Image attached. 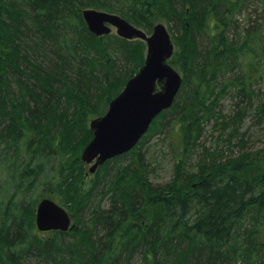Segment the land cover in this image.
Instances as JSON below:
<instances>
[{"label": "trees", "instance_id": "16d2710c", "mask_svg": "<svg viewBox=\"0 0 264 264\" xmlns=\"http://www.w3.org/2000/svg\"><path fill=\"white\" fill-rule=\"evenodd\" d=\"M246 1L0 0V150L13 156L16 173L34 160L38 168L58 169L63 196L52 198L79 218L90 209L86 221L43 239L34 204L27 194L18 197L8 219L0 216V264L31 257L37 264H264V153L224 159L225 151L200 152L195 165L182 160L173 183L156 184L143 152L168 115L179 120L190 151L229 88L251 101L248 84L260 73L258 35L248 31L242 42L232 36ZM88 7L148 31L157 18L167 21L178 45L171 62L184 82L139 144L101 165L84 191L90 174L80 153L93 138L88 118L106 112L146 55L141 39L92 33L82 13ZM240 59L247 74L230 76ZM255 108L262 122L264 98ZM224 117L217 120L222 136L241 144L246 110ZM43 174L33 173L37 180Z\"/></svg>", "mask_w": 264, "mask_h": 264}, {"label": "rangeland", "instance_id": "374dc122", "mask_svg": "<svg viewBox=\"0 0 264 264\" xmlns=\"http://www.w3.org/2000/svg\"><path fill=\"white\" fill-rule=\"evenodd\" d=\"M235 19L237 20L236 22L240 24L241 28L236 30L235 33L232 32L233 39L237 38L239 39L238 41L242 42L248 31L251 33V36L258 35L257 38H255V48L256 51L259 52V55L257 61L255 60V63L259 66L260 73H258V75L252 79V82L248 84L252 91V98H250L251 101L245 98L242 102L240 96L234 97L236 88H229V92H227L226 95L221 96L217 101L215 117L211 120L205 119L203 121L202 136L198 140L197 146L193 147L194 149L192 148L190 151L189 146L183 143V135L181 133L179 120H175L171 115H168L167 118L163 120L161 131L153 134L148 140H146L143 147L146 161L149 163V177L153 183H173L177 167H180L182 160L187 158L186 161H188V164L195 165L200 152H213L220 150L219 153H221V151L224 153L225 151L224 159L239 157L243 151L245 154L249 153L250 156H252V154L259 153V155H262L264 153V120H262V122L258 121L255 108L261 99L264 98V0L246 1L244 6L236 13ZM158 22H164L171 30V26L167 21L157 18L155 23ZM142 28L145 29L144 27ZM171 32L174 34L173 30ZM205 40H207L206 36ZM175 47L177 49L178 45L176 44ZM236 65L237 66L234 70L229 73L230 76L235 74H247V64L244 60L241 62L240 59ZM174 66L182 73L178 63H174ZM219 78L220 81L217 80L215 82V84H217V82L219 83L216 89L217 91L221 87L220 83L223 81V76H220ZM239 101H241V103L237 105L236 103ZM251 102L252 105L250 104ZM242 107L246 110V117L241 129V133L245 134V139L242 142L245 144L244 146L241 145L242 143L240 144L239 139L234 138L233 141L230 142L227 140V136H222L224 128L221 127L220 120L217 121L220 119V115L225 118L224 116L229 115L233 109L236 111V108L242 109ZM93 118H95L94 115L89 116V126ZM186 148H188V150ZM26 158L25 153L21 154V160ZM26 165L27 164L23 166L21 165L19 169L21 171L23 168L25 172L20 173V171H18L16 173V168H14L16 167V164L13 162V156L11 154L6 155L4 151L0 150V216H3L4 221L8 219L6 215L10 212L11 206L15 203L18 197L21 199L27 194V202L34 204L36 212L37 206L42 199L55 196L57 199H60L63 196L58 192L55 183L57 180L56 175L59 177L58 169L53 168L50 165L38 168L39 166L36 167L35 160L32 162L31 167L28 168ZM89 167L90 164H85L87 171L89 170ZM36 168L37 170H35ZM32 169H34V171H32ZM34 172L44 174L37 180V177L33 175ZM15 173L18 175L16 176ZM44 175L48 177L47 181L43 178ZM93 176L94 174H90L87 177V185L83 188L84 191L88 189ZM40 183L44 184L42 185ZM22 185L25 187L24 189H22ZM69 212L72 218V223L76 226L79 224L80 219H82V221L87 220L90 209L84 208V212H82L80 218L77 212L71 210H69ZM36 233L43 239L52 238L54 236L53 233L40 232L38 229ZM139 256L140 254L137 255V258ZM106 262L108 261L106 260ZM29 263L37 264L32 257L29 259Z\"/></svg>", "mask_w": 264, "mask_h": 264}, {"label": "water", "instance_id": "95a60500", "mask_svg": "<svg viewBox=\"0 0 264 264\" xmlns=\"http://www.w3.org/2000/svg\"><path fill=\"white\" fill-rule=\"evenodd\" d=\"M88 29L96 35L111 33L128 39L140 38L147 44L146 58L140 70L115 96L107 111L90 122L93 138L81 153L82 161L94 173L107 160L132 150L148 132L153 120L170 108L183 84L180 72L169 63L175 43L166 24H155L148 33L123 16L100 10H82ZM36 225L41 231L73 228L69 211L56 200L46 197L36 210Z\"/></svg>", "mask_w": 264, "mask_h": 264}, {"label": "bare ground", "instance_id": "6f19581e", "mask_svg": "<svg viewBox=\"0 0 264 264\" xmlns=\"http://www.w3.org/2000/svg\"><path fill=\"white\" fill-rule=\"evenodd\" d=\"M99 167H100V166H99ZM99 167H98V169H99ZM98 169H97V170H98ZM96 172H97V171H95L94 174H95Z\"/></svg>", "mask_w": 264, "mask_h": 264}]
</instances>
